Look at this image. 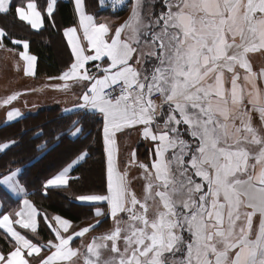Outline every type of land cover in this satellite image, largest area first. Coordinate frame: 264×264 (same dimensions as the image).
<instances>
[{
	"label": "snow or ice",
	"instance_id": "obj_1",
	"mask_svg": "<svg viewBox=\"0 0 264 264\" xmlns=\"http://www.w3.org/2000/svg\"><path fill=\"white\" fill-rule=\"evenodd\" d=\"M74 6L79 23L63 29L72 60L49 79L79 86L63 109L70 136L87 139L88 119L99 121L104 187L75 197L94 208L93 222L77 228L27 198L24 159H11L0 190L24 198L11 211L0 205V229L13 241L0 264H264V0H111L114 11L128 10L118 26L89 14L85 0ZM57 8L58 0H0V16L32 29L45 17L55 27ZM8 35L0 27V47ZM12 43L23 46L24 75L35 76L29 42ZM21 116L12 108L6 120ZM132 131L148 157L138 161L133 150L122 169L118 138ZM12 147L28 148L11 139L0 152ZM88 155L43 187H70V170ZM38 217L52 234L44 244L28 235L38 236Z\"/></svg>",
	"mask_w": 264,
	"mask_h": 264
},
{
	"label": "trees",
	"instance_id": "obj_2",
	"mask_svg": "<svg viewBox=\"0 0 264 264\" xmlns=\"http://www.w3.org/2000/svg\"><path fill=\"white\" fill-rule=\"evenodd\" d=\"M39 6L44 4V0H37ZM87 10L93 14H102L104 10L100 8L99 0H85ZM119 14V12H118ZM55 27L45 17L44 27L40 31L32 30L26 22L14 20L12 16H0V26L5 27L9 35L4 37V43L13 46V39H26L29 41L30 52L37 57L36 77L58 76L62 72V58L64 49L61 44L62 29L76 24V13L74 5L70 0H60L56 11ZM57 24V25H56ZM71 119H76L72 116ZM71 123L69 115H62L58 107L39 110L35 114H28L22 118L0 125V143L11 139L24 141L28 148L21 151V148L12 147L11 150L0 152V171H3L8 162L13 158L23 157L25 171L22 176V182L27 187L29 197L42 209L48 213L59 214L69 219L73 223H79L81 216L75 213V209H86V212L92 208L90 206H81L74 202H68V194L79 195L84 191H100L104 187V155L102 144V130L99 127V121L89 118L87 121V131L85 136L72 137L68 134V125ZM42 133V135H41ZM39 136V138H37ZM48 142V149L42 152L34 151V145L42 142ZM142 148V146H141ZM89 152L85 161L79 163L73 170V179L70 181V187L49 189L44 191L43 184L51 176L58 173L66 164L74 159L82 150ZM139 148L138 153L142 155L147 149ZM36 156L38 163L28 164L29 157ZM42 156V159L40 158ZM13 167L20 165H12ZM37 167V168H36ZM94 170L96 174H92ZM102 176V181L99 177ZM79 178V179H77ZM90 188V189H89ZM94 188V189H93ZM1 197L6 208L10 210L16 207L19 199L3 196ZM64 199L67 202H64ZM88 213V212H87ZM48 232L47 227L41 222L38 235L44 237ZM29 236H32L28 233ZM0 247L3 252L10 249L8 239H5L4 233L0 230Z\"/></svg>",
	"mask_w": 264,
	"mask_h": 264
},
{
	"label": "crops",
	"instance_id": "obj_3",
	"mask_svg": "<svg viewBox=\"0 0 264 264\" xmlns=\"http://www.w3.org/2000/svg\"><path fill=\"white\" fill-rule=\"evenodd\" d=\"M60 0H58V3H59ZM73 5H74V0H70ZM106 2H109L110 3V7H111V0H107ZM39 6V5H38ZM74 9H75V6H74ZM86 11L87 10V7H86ZM89 12V11H88ZM76 13V12H75ZM89 14H93L91 12H89ZM118 12L117 10H113L112 7L106 11H104V13L102 14H93L98 20H101V21H106V22H109L113 25H116L118 26L122 21L123 19L125 18L124 16L122 15H117ZM56 15V12L55 14ZM122 16V17H121ZM55 23H56V16H55ZM79 23V19H78V15L76 14V24L75 25H78ZM57 25V24H56ZM74 26V25H73ZM1 27V26H0ZM30 27V25H29ZM44 27V25L40 28V29H31L32 30H35V31H40L42 28ZM78 35L81 36V40H82V43L85 45L86 47V42L83 41V37H82V30H78ZM14 40V39H13ZM12 40V41H13ZM61 44H62V47L64 49V57L62 58V71L65 70L67 68V66L70 64L71 60H72V56H71V49H70V46L67 44V38L63 35V29H62V35H61ZM29 42V41H28ZM22 51H23V46H22ZM29 54L31 55H34L32 52H30V45H29ZM20 52H17V51H8V55L10 57H14L16 56V58L18 59V61H20V67L23 69V66H24V62H23V59L22 57H20L19 55ZM87 54V53H86ZM15 62V60H13L12 64ZM36 69H37V61H36ZM62 73V72H61ZM60 73V74H61ZM59 74V75H60ZM58 76H54V77H59ZM25 77L27 78H33L34 76H26ZM24 77V78H25ZM36 77V75H35ZM63 84L64 82L63 81H60L58 79H49L48 76H42V77H39L37 78V81L35 82V84L33 85V87L31 88V91H30V94L27 95L29 96L28 98H20L18 97L17 101L19 104H20V108L19 109L22 113V116L20 118H22L23 116L25 115H30V114H35L37 113L39 110H43V109H46V108H56L58 107L59 110L61 111L62 115H70L69 113H66L63 111V109L65 108H70L72 106V104L75 102L76 100V95L78 94L79 92V86L78 85H73L71 83H69V87L67 89H65L63 87ZM42 86V88L44 89H40L39 86ZM22 101V103H21ZM30 101H32L34 103V106L31 105ZM18 118V119H20ZM16 119V120H18ZM14 120V121H16ZM14 121H6V123H11V122H14ZM4 123V124H6ZM146 143L148 145V143L146 141H143L142 138L134 131H132L130 134L124 136V137H120L118 138V146H119V159H120V162L122 164V162H128L129 159H130V155L132 153L133 150H135L136 154L138 153V150H137V146L140 145V144H143V143ZM149 147V145H148ZM76 158V157H75ZM74 158V159H75ZM72 159L68 164H66L64 167H67L69 164L72 163V161L74 160ZM86 160V159H85ZM83 160V161H85ZM145 160V159H143ZM83 161H80L79 163L83 162ZM78 163V164H79ZM73 165V168L70 170V175L72 176V170L78 165ZM122 166V165H121ZM135 165H130L129 166V170L131 169V167H133ZM63 167V168H64ZM62 168V169H63ZM61 169V170H62ZM57 174V173H56ZM52 177V176H51ZM50 177V178H51ZM73 177V176H72ZM22 182V180H21ZM26 188V191L28 192L27 190V187L25 186ZM61 188H65V187H61ZM48 189H58L56 187H50ZM11 197L13 198H16V199H19V203L22 202V198L19 197L17 198L16 197V194H10ZM18 195H21L23 196V194H18ZM28 196H29V192H28ZM32 200V199H31ZM33 201V200H32ZM18 203V204H19ZM33 203L37 206V208L42 212V213H45L49 216H52V215H56L55 213H51L49 214L48 212L46 211H42V209H40V207L33 201ZM17 204V205H18ZM77 204H82L83 206H87L85 204H83L82 202L78 201ZM0 205H4V201L1 197V190H0ZM17 207V206H16ZM13 209V208H12ZM12 209L10 210H6V211H11ZM0 214H2V211L0 212ZM67 219V218H66ZM38 220H40V224H39V227H38V230L40 228V225H41V222H43L42 220V217H38ZM73 223V222H72ZM45 224V223H44ZM46 225V224H45ZM2 230V229H1ZM19 230V229H18ZM50 230V229H49ZM3 231V230H2ZM4 232V231H3ZM9 240H11L10 238H8ZM32 239V238H31ZM8 240V241H9ZM34 241V240H33ZM13 243V241H12ZM38 243V242H37ZM12 246V244H11ZM0 251H2V249L0 248Z\"/></svg>",
	"mask_w": 264,
	"mask_h": 264
},
{
	"label": "rangeland",
	"instance_id": "obj_4",
	"mask_svg": "<svg viewBox=\"0 0 264 264\" xmlns=\"http://www.w3.org/2000/svg\"><path fill=\"white\" fill-rule=\"evenodd\" d=\"M106 1L107 0H105L104 4H101L99 2L100 3V8L102 10H104V11H106V10L111 8L110 7V3L106 2ZM117 12H119V14H117V15H122L124 17H126L128 15L127 8H124L123 10H117ZM8 51L21 52L22 51V45L13 44V46H8V45H6L4 43V38H3V47H0V125L6 123V121H7L6 120V116H7V112L8 111H10L12 108L21 109L20 108L21 106H20V104L17 101H13L10 105H3L2 101L5 98H7V96L13 94L14 92L21 93V95L19 97L22 98V99L28 98L29 96H27V95L30 94L31 88L33 87V85L37 81V77H35V76L33 78L25 77L23 69L20 67V61H18L16 56L10 57L8 55ZM13 60H15V62L12 64ZM39 88L41 89L42 86L40 85ZM42 89H44V88H42ZM21 103H22V101H21ZM30 103H31L32 106H34V103L32 101H30ZM141 146H142V148H141ZM139 148L142 150V152H145L144 151L145 149H147V151L143 155L141 153H137L136 154L137 160L138 161H146L147 157H148V152H149L148 145L144 142L143 144H140V145L137 146V150ZM143 159H145V160H143ZM127 164H128V162H122L121 168L123 169L124 166L127 165ZM94 173L96 174L97 172L94 170V172H92V174H94ZM129 175L130 176L138 175L137 170H136V166L131 167V169L129 170ZM99 179H100V181H102V176H100ZM44 191L48 192L49 189H45L44 188ZM67 194L69 196L67 198L68 202H67L66 199L63 198L64 202H67V203H70V202L77 203L78 202V200L75 199V197L77 195H74L72 193H70V194L67 193ZM16 197L17 198L21 197L22 200L24 198V196H21V195H16ZM27 198L31 200V198L29 196H27ZM69 199H70V202H69ZM81 206H83V205L81 204ZM14 208H16V207H13V209ZM74 212L75 213H79L80 216H81V221L79 223H73L74 227H77V228L78 227H83V226H86L87 224L93 222L94 208H92V210L89 209L87 211L88 213L86 212V209L81 211L80 208L79 209H75ZM49 214H51V213H49ZM45 226L47 227L48 232L46 233V231H45L44 237L38 235L37 237L29 236V238H32L34 240V242H36V243L37 242L40 243V244L46 243L47 240L52 237V234H51L48 226L47 225H45ZM98 231H99V229H98ZM1 233L3 234L4 232L1 230ZM4 235H5V233H4ZM8 243H9L10 248H11L12 241L9 240Z\"/></svg>",
	"mask_w": 264,
	"mask_h": 264
},
{
	"label": "built area",
	"instance_id": "obj_5",
	"mask_svg": "<svg viewBox=\"0 0 264 264\" xmlns=\"http://www.w3.org/2000/svg\"><path fill=\"white\" fill-rule=\"evenodd\" d=\"M92 65H91V62L89 63V65H88V67H91Z\"/></svg>",
	"mask_w": 264,
	"mask_h": 264
}]
</instances>
